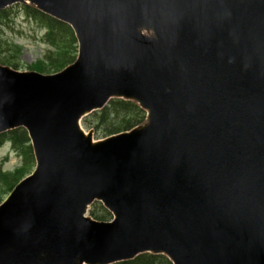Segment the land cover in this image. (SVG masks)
I'll return each instance as SVG.
<instances>
[{
	"label": "water",
	"instance_id": "1",
	"mask_svg": "<svg viewBox=\"0 0 264 264\" xmlns=\"http://www.w3.org/2000/svg\"><path fill=\"white\" fill-rule=\"evenodd\" d=\"M16 2L70 24L79 55L0 65V133L25 127L37 160L0 206V264H264V0ZM113 97L148 122L93 143L80 120Z\"/></svg>",
	"mask_w": 264,
	"mask_h": 264
},
{
	"label": "trees",
	"instance_id": "2",
	"mask_svg": "<svg viewBox=\"0 0 264 264\" xmlns=\"http://www.w3.org/2000/svg\"><path fill=\"white\" fill-rule=\"evenodd\" d=\"M27 13L38 19L41 25L48 28V34L46 39L54 46V51L50 52L46 56V61L39 62L32 66L33 69L51 73L58 71L67 64L73 61L76 53V40L73 32L69 26L58 22L30 6H25ZM5 14V13H3ZM6 15V14H5ZM16 54L18 52L16 51ZM1 61L7 64H11L14 67H19V62H15L13 54L1 55ZM142 115V111L138 106L130 102H124L121 100H112L110 105L104 110L95 113L89 118L88 124L100 129V132L110 135L120 132L122 130L129 129L133 124L137 123ZM11 137L14 143L21 148V152L25 156V165L18 168L14 173L2 174L0 176V201L2 196L10 191L13 186L31 170L33 163L31 146L29 145V139L24 129L15 130L4 135H0V145L8 138ZM100 209V206H97ZM103 213H99L95 210V217L100 219H108L109 214L103 210ZM121 264H171L170 261L160 255L144 254L132 261L123 262Z\"/></svg>",
	"mask_w": 264,
	"mask_h": 264
},
{
	"label": "rangeland",
	"instance_id": "3",
	"mask_svg": "<svg viewBox=\"0 0 264 264\" xmlns=\"http://www.w3.org/2000/svg\"><path fill=\"white\" fill-rule=\"evenodd\" d=\"M11 17L12 21L9 23V25L13 29L10 30L4 27L5 36L23 47L22 55L18 61L22 64V70L29 71L28 67L37 59L41 58L46 52L47 48L39 38L34 37L36 34L41 36V34L38 32V25L33 20H27L22 7H14L12 9ZM99 138H102V136H99ZM7 151L8 145L0 151V161L3 160ZM18 161L19 159L16 157V155L10 154V160L5 164V169H13Z\"/></svg>",
	"mask_w": 264,
	"mask_h": 264
}]
</instances>
